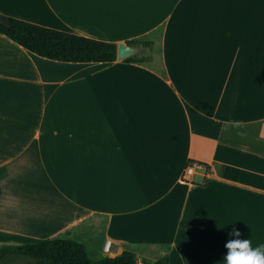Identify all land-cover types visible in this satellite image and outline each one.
Returning a JSON list of instances; mask_svg holds the SVG:
<instances>
[{
    "label": "crops",
    "instance_id": "0c3cea01",
    "mask_svg": "<svg viewBox=\"0 0 264 264\" xmlns=\"http://www.w3.org/2000/svg\"><path fill=\"white\" fill-rule=\"evenodd\" d=\"M0 14L134 43L141 60L59 62L0 33V247L69 233L97 259L221 264L234 229L264 243V0H0Z\"/></svg>",
    "mask_w": 264,
    "mask_h": 264
},
{
    "label": "trees",
    "instance_id": "16d2710c",
    "mask_svg": "<svg viewBox=\"0 0 264 264\" xmlns=\"http://www.w3.org/2000/svg\"><path fill=\"white\" fill-rule=\"evenodd\" d=\"M11 23H0V33L24 49L54 61L66 63H113L117 60V44L51 29L0 14ZM134 43H129L131 46ZM141 61L132 57L126 62ZM0 264H138L137 256L123 251L117 257L94 258L85 244L71 234L51 240L0 247ZM145 264H170L166 255Z\"/></svg>",
    "mask_w": 264,
    "mask_h": 264
},
{
    "label": "clouds",
    "instance_id": "9594fccd",
    "mask_svg": "<svg viewBox=\"0 0 264 264\" xmlns=\"http://www.w3.org/2000/svg\"><path fill=\"white\" fill-rule=\"evenodd\" d=\"M241 235L239 229L229 233L231 238L225 244L228 251L221 264H264V243L254 246L249 238Z\"/></svg>",
    "mask_w": 264,
    "mask_h": 264
},
{
    "label": "water",
    "instance_id": "95a60500",
    "mask_svg": "<svg viewBox=\"0 0 264 264\" xmlns=\"http://www.w3.org/2000/svg\"><path fill=\"white\" fill-rule=\"evenodd\" d=\"M0 23L6 26H11V23L2 16H0ZM139 53L140 49H138L137 47H133L124 43L117 45V58L119 60L129 59Z\"/></svg>",
    "mask_w": 264,
    "mask_h": 264
},
{
    "label": "built area",
    "instance_id": "2783aa9c",
    "mask_svg": "<svg viewBox=\"0 0 264 264\" xmlns=\"http://www.w3.org/2000/svg\"><path fill=\"white\" fill-rule=\"evenodd\" d=\"M194 168H195V165H189L188 167H187V169L185 170V173H184V175H183V179L184 180H188V178H187V176H191L192 174H194ZM110 247H111V243H106L105 244V247H104V250L105 251H107V252H109V250H110Z\"/></svg>",
    "mask_w": 264,
    "mask_h": 264
},
{
    "label": "rangeland",
    "instance_id": "374dc122",
    "mask_svg": "<svg viewBox=\"0 0 264 264\" xmlns=\"http://www.w3.org/2000/svg\"><path fill=\"white\" fill-rule=\"evenodd\" d=\"M94 258H97V257H94Z\"/></svg>",
    "mask_w": 264,
    "mask_h": 264
}]
</instances>
